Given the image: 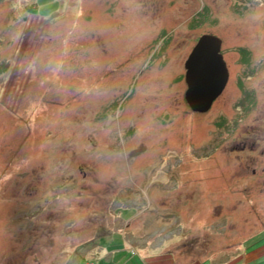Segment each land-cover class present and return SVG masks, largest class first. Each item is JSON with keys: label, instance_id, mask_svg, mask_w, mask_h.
Segmentation results:
<instances>
[{"label": "rangeland", "instance_id": "1", "mask_svg": "<svg viewBox=\"0 0 264 264\" xmlns=\"http://www.w3.org/2000/svg\"><path fill=\"white\" fill-rule=\"evenodd\" d=\"M171 34L169 63L113 104L149 62L142 41ZM204 35L232 80L199 114L181 86ZM263 256L264 0H0V264Z\"/></svg>", "mask_w": 264, "mask_h": 264}, {"label": "water", "instance_id": "2", "mask_svg": "<svg viewBox=\"0 0 264 264\" xmlns=\"http://www.w3.org/2000/svg\"><path fill=\"white\" fill-rule=\"evenodd\" d=\"M221 45L218 37L204 35L187 61L186 100L195 113H208L227 86L229 73Z\"/></svg>", "mask_w": 264, "mask_h": 264}, {"label": "flooded vegetation", "instance_id": "3", "mask_svg": "<svg viewBox=\"0 0 264 264\" xmlns=\"http://www.w3.org/2000/svg\"><path fill=\"white\" fill-rule=\"evenodd\" d=\"M165 29H167L166 27L164 28V30L163 31H165ZM172 35H174V34H171L170 36L171 37H165V38H162V39H160V38H156V39H145L144 41H142L143 42V44H141V47H142V49H141V51H140V54L142 55V50L143 51H145V49H143V47H144V45L146 44L147 45V47L149 46V47H154L153 49H151V53H150V57H149V62H148V64L146 65V66H144V70L143 71H141V72H139L135 77H137V79H134V82H133V85L131 86V89H130V93L128 94V95H126L127 97H122V98H116L114 101H113V104L117 101V99H118V101H123L124 103H125V99L126 98H128V97H130V100H129V103H131L132 101L131 100H134V99H138V96H139V92L142 94V92H141V90H143V87H142V85H143V77H144V75L146 74V72H149V70H150V67L151 66H153L158 60H159V58H161L160 60L163 62V64L164 65H167L168 63H169V58L166 56V55H162V51H163V45L164 46H166V44L167 45H169V42H172L173 40H174V36H172ZM161 36H165L164 34H162ZM217 37H219V36H217ZM164 39V40H163ZM220 39V38H219ZM221 41H222V45H221V54L223 55V58H224V61H225V63H226V65H227V68H228V73H229V79H228V83H227V86H226V88H225V90H224V92L222 93V95L226 92V90H227V88H228V86L230 85V82H231V80H232V74H231V70H230V67H229V65H228V63L229 62H227L228 60H226V52H225V50H224V41L222 40V39H220ZM162 43V44H161ZM157 48V49H156ZM194 48H195V46L193 47V49H192V51H191V53L193 52V50H194ZM248 51V53H245V50H241V52L244 54L243 55V60H246V58L248 57V58H250V62H254L255 61V56L252 54V56L250 55V52H249V50H247ZM191 53H190V55H191ZM190 55L188 56V58H187V60L184 62V64H183V68H184V85L183 86H181V88L183 89V100H185V101H183L184 102V104L191 110V108H190V106L188 105V103H187V100H186V93H187V91H188V84H187V81H186V75H187V69H186V64H187V61H188V59H189V57H190ZM259 73V72H258ZM258 73H255L254 74V78H256L257 76H258ZM176 74V73H175ZM177 75V74H176ZM175 75V76H176ZM126 78H127V76L126 75H124ZM180 79H182L181 78V76H180ZM240 79L242 80V82H245V78H243V77H240ZM141 81V82H140ZM175 82H177V83H179V78H178V76L175 78V80H174ZM126 82H124V84H125ZM139 83V84H138ZM221 95V96H222ZM220 96V97H221ZM219 97V98H220ZM218 98V99H219ZM217 99V100H218ZM217 100L214 102V104H213V106H212V108L214 107V105L217 103ZM123 103V104H124ZM133 106H135L134 105V103L132 104ZM185 106V107H186ZM248 110V109H247ZM192 111V110H191ZM193 112V111H192ZM238 152H240V151H236L235 153H238ZM240 154V153H239ZM264 257V256H263Z\"/></svg>", "mask_w": 264, "mask_h": 264}, {"label": "trees", "instance_id": "4", "mask_svg": "<svg viewBox=\"0 0 264 264\" xmlns=\"http://www.w3.org/2000/svg\"><path fill=\"white\" fill-rule=\"evenodd\" d=\"M30 12L34 13V14H37V9L35 7H33Z\"/></svg>", "mask_w": 264, "mask_h": 264}]
</instances>
